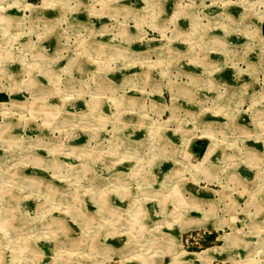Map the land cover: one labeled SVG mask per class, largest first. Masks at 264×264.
I'll return each mask as SVG.
<instances>
[{"label":"rangeland","instance_id":"obj_1","mask_svg":"<svg viewBox=\"0 0 264 264\" xmlns=\"http://www.w3.org/2000/svg\"><path fill=\"white\" fill-rule=\"evenodd\" d=\"M111 1L88 0L92 9ZM135 1L149 11L137 13L140 38L144 23L160 24L163 37L136 57L123 44L104 59L88 49L86 62L106 63L86 76L103 113L56 108L35 123L0 108V264H182L180 249L221 245L227 258L211 264H264V154L252 159L247 147L264 127L244 111L221 112L247 99L216 96L234 91L229 62L264 56L251 29L264 0ZM126 26L109 25L110 42ZM83 31L85 44L97 33ZM188 220L200 226L180 240L214 236L201 251L171 239Z\"/></svg>","mask_w":264,"mask_h":264},{"label":"crops","instance_id":"obj_2","mask_svg":"<svg viewBox=\"0 0 264 264\" xmlns=\"http://www.w3.org/2000/svg\"><path fill=\"white\" fill-rule=\"evenodd\" d=\"M10 1L0 9V31L4 34V38L0 39V47L7 50L3 58L0 54V108H11V113L18 110L24 112L28 122H42V116L49 120L47 112L56 108L64 112L71 111L74 116L91 117L92 114L103 113L106 103H102L99 94L92 99L89 95L87 97L86 76L91 71L89 66L96 67L99 72L106 63L99 67V64L86 62L88 49L93 59L99 55L104 59L119 54L123 44L129 48L130 56L136 57L140 54L139 48L147 54L152 50V40L159 41L163 37L159 30H162L160 24L159 29H151L145 23L140 25V29L145 31L143 38H140V30L135 29L137 20L143 19L137 17L138 11L148 17L147 2L143 3V8L139 6L137 9L135 0H112L102 8L98 4L100 7L97 5L92 9L88 0H19L15 5L12 2L8 4ZM124 10L127 11L126 19ZM255 21V28L251 29H256L258 41H263L264 20ZM125 22L128 26L124 28L126 31H113V35L117 33L120 41L123 40L114 47L116 44L110 42L111 37L107 36L109 25L115 23L119 26ZM90 25L95 27L97 33H93L95 37L87 39L85 44L84 36H79V33L83 27ZM16 45L21 47V51H16ZM242 61L234 59L229 62L234 66L231 79L234 91H218L216 96L243 97L247 101L243 105L228 104L222 107L221 112L231 114L244 111L247 120L254 119L253 122L263 128L264 56L245 57ZM69 96L73 101L64 102L63 99ZM93 103L96 108L91 107ZM37 112L40 119H31V115ZM9 118L14 119L13 116ZM98 133L99 128L93 132L94 135ZM259 133L260 136L264 135V131ZM260 136L247 145L252 159H260L264 154L263 138ZM215 239L221 240L219 233Z\"/></svg>","mask_w":264,"mask_h":264},{"label":"bare ground","instance_id":"obj_3","mask_svg":"<svg viewBox=\"0 0 264 264\" xmlns=\"http://www.w3.org/2000/svg\"><path fill=\"white\" fill-rule=\"evenodd\" d=\"M199 223L194 220H188L182 224V226L172 233L171 239L173 243L181 247L180 243V233L184 228L198 227ZM200 226V225H199ZM181 231V232H180ZM226 237V235H224ZM182 248V247H181ZM180 249V248H179ZM224 245L220 248H207L201 252H186L180 249V261L182 264H211L214 259H222V261L227 258L226 254L223 252Z\"/></svg>","mask_w":264,"mask_h":264},{"label":"built area","instance_id":"obj_4","mask_svg":"<svg viewBox=\"0 0 264 264\" xmlns=\"http://www.w3.org/2000/svg\"><path fill=\"white\" fill-rule=\"evenodd\" d=\"M79 36H84V31H81L79 33ZM16 51H20L21 48L19 45H16L15 47ZM211 232H208L206 235H201L199 234V231H193L190 234H186L185 237L183 238V243L185 245V247L187 248H195L199 251H201V249L204 247V244L206 242H211L213 236L210 235ZM183 245V247H184Z\"/></svg>","mask_w":264,"mask_h":264},{"label":"trees","instance_id":"obj_5","mask_svg":"<svg viewBox=\"0 0 264 264\" xmlns=\"http://www.w3.org/2000/svg\"><path fill=\"white\" fill-rule=\"evenodd\" d=\"M212 242V241H211ZM210 242V243H211ZM209 242H206L205 244H204V246H207V245H209L210 244ZM195 250H197V249H193V251H195ZM198 251V250H197Z\"/></svg>","mask_w":264,"mask_h":264}]
</instances>
